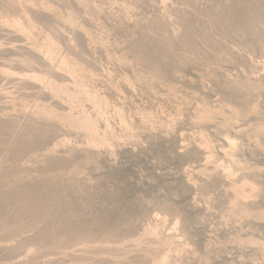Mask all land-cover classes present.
<instances>
[{
  "label": "rangeland",
  "instance_id": "1",
  "mask_svg": "<svg viewBox=\"0 0 264 264\" xmlns=\"http://www.w3.org/2000/svg\"><path fill=\"white\" fill-rule=\"evenodd\" d=\"M166 250L264 264V0H0V264Z\"/></svg>",
  "mask_w": 264,
  "mask_h": 264
},
{
  "label": "bare ground",
  "instance_id": "2",
  "mask_svg": "<svg viewBox=\"0 0 264 264\" xmlns=\"http://www.w3.org/2000/svg\"><path fill=\"white\" fill-rule=\"evenodd\" d=\"M224 139H225V142L227 143V145L224 144L223 148H221V149L223 150L224 156L231 159L232 156L230 154L232 152H234L237 148V139L228 135V134L224 135ZM208 146L209 145L205 140L200 144V147L202 149L208 150L207 155L205 156L206 164H208V163L212 164L214 166V170L220 169L221 173L228 179V181H230V183H231L230 188H231L232 193L234 195L233 196L234 199L232 201L231 206L235 207V205L237 203L236 199L247 200L248 198H251L253 196V193H255V190L257 189L256 185L252 181L247 179L246 177H242L241 174H240L241 177H239V175L237 174V171H235L233 169L230 162H227L225 160L213 159V154L211 153V151H209ZM162 223H165V219H163L160 224H162ZM149 228H150L149 229L150 230L149 235L153 239L157 238L158 234H159V232H158L159 229L156 227H149ZM166 244H167V247L170 248L169 243H166ZM170 252H171V250H168V251L166 250V253H164L162 255V257L160 259L161 264H172L171 263V257L169 256Z\"/></svg>",
  "mask_w": 264,
  "mask_h": 264
}]
</instances>
